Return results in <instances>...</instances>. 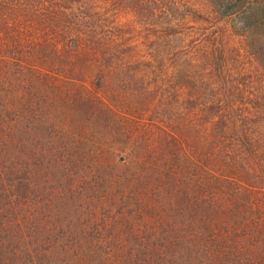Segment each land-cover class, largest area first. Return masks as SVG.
<instances>
[{
    "label": "trees",
    "instance_id": "obj_1",
    "mask_svg": "<svg viewBox=\"0 0 264 264\" xmlns=\"http://www.w3.org/2000/svg\"><path fill=\"white\" fill-rule=\"evenodd\" d=\"M120 6L0 0V264H264V0L138 27L143 70L118 85L156 120L98 94L130 47Z\"/></svg>",
    "mask_w": 264,
    "mask_h": 264
},
{
    "label": "rangeland",
    "instance_id": "obj_2",
    "mask_svg": "<svg viewBox=\"0 0 264 264\" xmlns=\"http://www.w3.org/2000/svg\"><path fill=\"white\" fill-rule=\"evenodd\" d=\"M111 0H88L92 7H98V5L106 6ZM68 3V1H63ZM196 3V0H121V5L116 10V14L113 16L117 21H126L132 25V30L129 33V38L126 39V43L130 47L126 48L124 51L118 52L119 56H109V64L105 69L108 73L106 76V81L104 87L98 91V94L102 99L110 106L111 109L120 113L122 117L131 119L146 118V120H156L160 117H163L166 114L171 112H160L156 111V106H154V97L152 94H142V88L136 89L129 87L127 84L118 85L119 79L118 74L122 68L125 69L126 76L131 73L137 74L142 66L137 67H125L127 62L132 60H137V55L144 50V46L141 43H134L138 41L141 37V34L138 30V27L141 24H146L148 26L154 25L156 22H168L175 23L177 21L187 20V16H181L179 12L182 10L185 11V8L192 6ZM171 6L175 9V14L167 16L162 13V7ZM74 4L71 5L73 8ZM75 9H72V11ZM74 12V11H73ZM104 20L110 19L109 15H104L102 17ZM155 21V22H154ZM186 32V31H185ZM148 33V38L152 37L150 31ZM191 35L190 32H186L182 35V40L168 39L165 43L158 45V47H163L164 50L168 48L171 49L172 45L182 46L185 43V40ZM225 44L231 46L235 44V39L230 36L224 37ZM179 55L182 56L184 53L178 50ZM122 63V68L121 67ZM83 78L82 80L87 81L93 77L96 66L93 62H89L83 68ZM123 71V69H122ZM125 74L121 72V76L125 78ZM115 90H118L115 92ZM163 115V116H162ZM112 119V118H111ZM110 119V123H111ZM113 120V119H112Z\"/></svg>",
    "mask_w": 264,
    "mask_h": 264
}]
</instances>
